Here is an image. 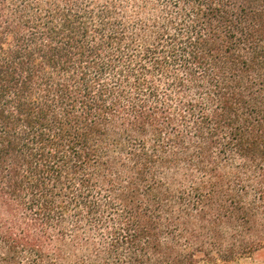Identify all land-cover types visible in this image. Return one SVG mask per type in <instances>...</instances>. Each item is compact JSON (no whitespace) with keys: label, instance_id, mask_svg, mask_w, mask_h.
I'll return each mask as SVG.
<instances>
[{"label":"trees","instance_id":"16d2710c","mask_svg":"<svg viewBox=\"0 0 264 264\" xmlns=\"http://www.w3.org/2000/svg\"><path fill=\"white\" fill-rule=\"evenodd\" d=\"M264 254V0H0V264Z\"/></svg>","mask_w":264,"mask_h":264},{"label":"rangeland","instance_id":"374dc122","mask_svg":"<svg viewBox=\"0 0 264 264\" xmlns=\"http://www.w3.org/2000/svg\"><path fill=\"white\" fill-rule=\"evenodd\" d=\"M217 264H223V263H217ZM228 264H264V254H257L255 257L251 259H244L238 262L228 263Z\"/></svg>","mask_w":264,"mask_h":264}]
</instances>
